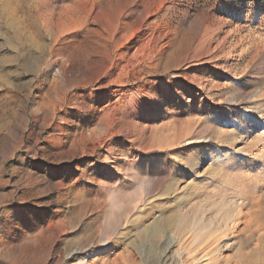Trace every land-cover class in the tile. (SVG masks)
Instances as JSON below:
<instances>
[{"label":"rangeland","instance_id":"1","mask_svg":"<svg viewBox=\"0 0 264 264\" xmlns=\"http://www.w3.org/2000/svg\"><path fill=\"white\" fill-rule=\"evenodd\" d=\"M8 1L0 263L264 264V0H29L44 51L7 25ZM108 4L130 38L116 84L97 92L113 29L67 19ZM156 220L174 224L166 254Z\"/></svg>","mask_w":264,"mask_h":264},{"label":"bare ground","instance_id":"2","mask_svg":"<svg viewBox=\"0 0 264 264\" xmlns=\"http://www.w3.org/2000/svg\"><path fill=\"white\" fill-rule=\"evenodd\" d=\"M137 1L139 2V0H137ZM140 1H142V0H140ZM13 2L14 1H8L7 5H5V6L3 4V8L5 10H7L6 14H5L6 16L4 17L5 20L7 18V21H6L7 25L10 28H12V29L15 28L16 36H17V38H20L19 41H22L23 45H26V46H28L30 48H33V49L37 48V49H41L42 51H44V47H42L44 45L43 44L41 45L40 41L38 40V36L40 35V24H39V22L37 20L38 17L36 16V13H35V11H36L35 5L32 4V3L30 4L29 0H18L17 3H15V4H13ZM36 3H37V6H38V1H36ZM79 3H80V1H79ZM144 4H146V3H144ZM158 4H160V3H158ZM163 4H165V3H163ZM162 8H164V7L162 6ZM17 9H19L21 11V13H22L21 17L20 16L18 17V16L15 15V13L17 12L15 10H17ZM76 9L77 8H75V10ZM78 9L80 10V8H78ZM82 9H83V11L85 13L84 15H77L75 13V11H71L72 8H70L68 10L65 9L66 11L63 12V15L66 16V15L74 12L76 15H73V14H72L73 16H69L68 15V19H67V20H69L68 22H70V24L73 23L72 25H74V26H81L84 23H88V22L90 23L92 21V23L93 22L94 23H98L99 22L101 24L102 23L108 24L109 26H111V29H113L111 32L108 33V35L104 39V43H102L103 44L102 48H103V57H104V59L103 60H98V61L95 60L96 62H100V63L103 64V72L96 79V82H95L96 83V88L98 89L97 92H98L99 90L106 89L107 87L116 84V79L115 78L113 79V72L116 71L119 68L120 64L125 59V55L127 54V52H125L123 49L127 48L128 43H129L130 35H128L127 32H123L122 31V27H123L122 25L124 23L122 22L121 17L125 13V11L117 12L115 14V16L112 17L111 14L113 12V6L110 5V4L105 5V6H98V7L92 5L89 8H87V6L85 5ZM151 16H152V10L147 5L144 8V10L141 11V14L139 16L140 28L142 26L146 25L145 23L148 22V19ZM62 23H64V22L62 21ZM152 24H154V22ZM155 24H156V22H155ZM146 26H148V25H146ZM149 27H152V26H149ZM91 30L96 31L95 29H91ZM58 43H55L53 45L51 44L52 45L51 46V51L52 52L56 53V52H64L65 51V46L63 45V43L62 44H58ZM115 56H118V57H115ZM40 57L41 56H35L33 58V62L31 64L32 68H35V67L38 66V63L40 61L39 60ZM66 57H71V56L69 54H67ZM90 57H92V55H90ZM7 59L8 58H6L4 60L7 61ZM8 61H12V60L9 58ZM51 66L52 65H49V67H51ZM68 67H69L68 66V62L66 60V62L62 63V66H61V68L59 70V73L62 76L64 75V76L67 77L68 76ZM64 76H63V78H64ZM239 207H241V209H242V205H239ZM241 211L242 210H240L238 215H236L235 218L234 217L233 218H234L235 221L239 220L238 224L239 225H243L242 229L245 230L250 225V222H249L250 218L249 217L251 216V212L242 213ZM226 217L228 219H230L228 216H226ZM185 222H186V220H184L183 222L180 221V227H182V228L190 227L189 229L191 231L192 229H194V227H195V225L197 223V219L193 221L192 225H189L188 223H185ZM173 227H174V224L171 221H168V220L167 221H157L156 220L153 223L152 227L150 228V231L148 232V234L154 235L158 239H163L162 243H163V247H164L163 248V253L164 254L168 253L170 251L171 247L174 244L173 241L171 240V236L174 237V235H172V234H170V232H168L169 228H173ZM190 231H187V233L188 232L190 233ZM222 234H223V232H222ZM164 238H165V240H164ZM181 238H183V236H181ZM181 238H180V240H181ZM128 255H130V251H128ZM86 264H89L88 260L86 261Z\"/></svg>","mask_w":264,"mask_h":264},{"label":"trees","instance_id":"3","mask_svg":"<svg viewBox=\"0 0 264 264\" xmlns=\"http://www.w3.org/2000/svg\"><path fill=\"white\" fill-rule=\"evenodd\" d=\"M0 264H5V263H0Z\"/></svg>","mask_w":264,"mask_h":264}]
</instances>
